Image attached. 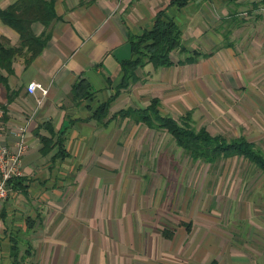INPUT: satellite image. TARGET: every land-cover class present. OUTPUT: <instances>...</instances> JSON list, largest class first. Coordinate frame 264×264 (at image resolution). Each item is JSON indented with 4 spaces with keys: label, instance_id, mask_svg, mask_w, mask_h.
<instances>
[{
    "label": "crops",
    "instance_id": "crops-1",
    "mask_svg": "<svg viewBox=\"0 0 264 264\" xmlns=\"http://www.w3.org/2000/svg\"><path fill=\"white\" fill-rule=\"evenodd\" d=\"M14 1L0 0V8ZM243 2L249 5L246 16L239 10ZM54 9L56 18L46 29L50 35L40 52L28 60L29 52L23 48L13 55L11 69L0 68L6 79L5 84L0 81L4 109L0 143L15 149V130L20 126L26 143L18 183L0 201V264L10 263L14 237L21 251L30 248L27 264H150L149 259L158 257V249L155 235L147 228L159 210L146 211L149 196L143 189L150 174H136L127 165L133 155H124L125 147L133 131L124 132L123 140L118 125L125 121L123 125L150 127L130 115L121 116L119 110L143 108L157 97L161 114L180 118L190 111L193 121L191 107L175 117L164 112L162 104L174 99L185 106L188 93H223L229 81L241 91L260 93L257 83L263 87L264 54L251 61L254 56L247 47L254 44L264 50V29L248 27L250 35L245 36L241 28L252 17L264 21V1L189 0L177 6L170 0H54ZM160 9L180 26L183 44L205 55L177 63L184 54L173 50L172 65L153 67L148 62L136 69L138 80L117 92L120 62L131 56L130 35L149 28ZM31 28L35 34L44 30L38 21ZM0 36L12 46L19 45L18 32L1 19ZM79 78L89 82L90 94L74 99L71 87ZM30 81L46 88V94L39 89L28 92ZM111 97L108 114L98 120L93 110ZM127 99H133V105L125 103ZM47 124L56 133L55 141L62 135L65 154L59 153L57 142L41 153L38 135H49ZM240 135L257 144L246 130L231 136ZM260 173L259 195L264 192ZM248 201L243 198L241 206L249 233L238 243H229L243 251L234 253L229 248L221 256L212 255L210 264H264V202L251 201L254 204L249 207ZM184 223L189 221L173 226L178 232ZM134 232L140 233V249L133 247Z\"/></svg>",
    "mask_w": 264,
    "mask_h": 264
},
{
    "label": "rangeland",
    "instance_id": "rangeland-1",
    "mask_svg": "<svg viewBox=\"0 0 264 264\" xmlns=\"http://www.w3.org/2000/svg\"><path fill=\"white\" fill-rule=\"evenodd\" d=\"M248 7L247 2H243L239 10L246 16ZM252 18L244 25L245 29L241 28L245 36L250 35L248 27L254 26L258 31L264 29L263 19ZM247 49L254 56L248 55L251 61H257L264 54L261 46L250 44ZM236 84L229 81L223 93H188L185 106L174 99L165 101L163 111L177 117L189 106L192 124L197 128L205 126L212 133L222 132L228 136L246 130L248 137L264 150V83L263 87L261 82L257 83L260 93L241 91L243 88L236 89ZM127 102L133 105V99H127ZM123 122L118 125L122 127L123 140L124 132L133 131L132 140L125 147L124 155H133L127 165L132 166L136 174H150L143 189L149 196L145 207L147 212L159 210L149 219L153 223L147 228L155 235L153 239L158 249V257L149 259V263L210 264L212 255L221 256L229 248H233L234 253H241L240 245L229 243L231 240L238 243L249 233L242 220L243 198L255 203L264 202V192L258 194V185L262 182L260 169L237 155L222 157L211 164L192 160L166 130L154 131L143 124L123 125ZM128 126L132 129L128 130ZM249 201V207L253 206L254 203ZM249 207L246 208L249 213L255 214ZM181 220L189 221V231L183 226L176 231L173 225H179ZM164 226L172 236H162L160 229ZM132 237L133 247L140 249V233L134 232ZM112 238L116 236L112 234Z\"/></svg>",
    "mask_w": 264,
    "mask_h": 264
},
{
    "label": "trees",
    "instance_id": "trees-1",
    "mask_svg": "<svg viewBox=\"0 0 264 264\" xmlns=\"http://www.w3.org/2000/svg\"><path fill=\"white\" fill-rule=\"evenodd\" d=\"M189 0H170V4L182 6ZM264 1V0H263ZM258 2L253 3L257 5ZM56 18L54 0H15L5 8H0L1 21L16 30L19 34V45L12 46L8 39L0 36V68L11 69L13 55L20 52L23 48L29 52L28 60L34 57L45 46L50 33L46 30L52 20ZM34 21L41 22L44 30L35 34L31 28ZM131 46V56L122 59L121 70L122 79L119 89L127 87L130 83L138 80L136 69L150 62L153 67L169 66L174 63L170 53L177 50L179 54H184L177 63L192 62L204 53L198 50L187 48L182 42V32L180 26L170 17L166 16L163 9L157 11L152 25L138 34L129 37ZM5 77L0 74V81L5 84ZM74 99L84 98L90 94L89 82L84 78H79L72 87ZM113 97L100 103L94 110L93 116L102 120L108 114V108ZM159 99L152 97L145 107L125 108L119 110L121 116L130 115L135 121L143 122L150 128L164 129L173 138L177 146L181 147L192 160H200L209 164L216 162L222 157L234 155L243 156L248 161L258 167L264 175V150L254 141L245 136H225L221 133L212 134L204 126L196 127L192 124L190 111L184 116L174 118L171 115L161 114L159 109ZM49 135L39 134L41 141V153L51 150L54 143L59 144V153L63 151L62 135L55 141L56 134L53 127L46 125ZM18 176L9 180L14 186L18 183ZM183 226L189 230L190 224L184 223ZM162 234L166 237L171 232L162 228ZM11 261L9 264H27L30 256V248L21 251L19 240L14 237L10 246ZM215 264V262H211Z\"/></svg>",
    "mask_w": 264,
    "mask_h": 264
},
{
    "label": "built area",
    "instance_id": "built-area-1",
    "mask_svg": "<svg viewBox=\"0 0 264 264\" xmlns=\"http://www.w3.org/2000/svg\"><path fill=\"white\" fill-rule=\"evenodd\" d=\"M27 91L33 93L39 89L41 94H46L47 89L36 81H30L26 85ZM4 109L0 106V133ZM24 127L20 126L15 130L17 141L15 149H10L6 144L0 143V201L5 200L12 192V185L9 180L21 175V155L25 150Z\"/></svg>",
    "mask_w": 264,
    "mask_h": 264
}]
</instances>
